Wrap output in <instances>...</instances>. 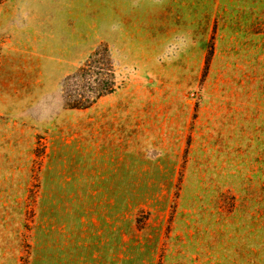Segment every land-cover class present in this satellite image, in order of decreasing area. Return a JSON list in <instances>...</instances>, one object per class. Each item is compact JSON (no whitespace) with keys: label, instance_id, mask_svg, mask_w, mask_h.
Wrapping results in <instances>:
<instances>
[{"label":"rangeland","instance_id":"rangeland-1","mask_svg":"<svg viewBox=\"0 0 264 264\" xmlns=\"http://www.w3.org/2000/svg\"><path fill=\"white\" fill-rule=\"evenodd\" d=\"M0 264H264V0H0Z\"/></svg>","mask_w":264,"mask_h":264},{"label":"clouds","instance_id":"clouds-1","mask_svg":"<svg viewBox=\"0 0 264 264\" xmlns=\"http://www.w3.org/2000/svg\"><path fill=\"white\" fill-rule=\"evenodd\" d=\"M187 43H188V42H185V43L182 45V47H187ZM181 50H182V49H181ZM175 54L178 56V55H179V51H177Z\"/></svg>","mask_w":264,"mask_h":264}]
</instances>
